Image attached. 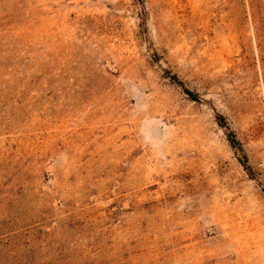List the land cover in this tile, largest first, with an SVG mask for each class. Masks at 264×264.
Wrapping results in <instances>:
<instances>
[{
    "label": "rangeland",
    "instance_id": "rangeland-1",
    "mask_svg": "<svg viewBox=\"0 0 264 264\" xmlns=\"http://www.w3.org/2000/svg\"><path fill=\"white\" fill-rule=\"evenodd\" d=\"M0 264H264V0H0Z\"/></svg>",
    "mask_w": 264,
    "mask_h": 264
},
{
    "label": "trees",
    "instance_id": "trees-1",
    "mask_svg": "<svg viewBox=\"0 0 264 264\" xmlns=\"http://www.w3.org/2000/svg\"><path fill=\"white\" fill-rule=\"evenodd\" d=\"M229 140H230L231 144L235 147L236 146V140L232 137H230Z\"/></svg>",
    "mask_w": 264,
    "mask_h": 264
},
{
    "label": "bare ground",
    "instance_id": "bare-ground-1",
    "mask_svg": "<svg viewBox=\"0 0 264 264\" xmlns=\"http://www.w3.org/2000/svg\"><path fill=\"white\" fill-rule=\"evenodd\" d=\"M219 167V166H218ZM224 170V169H223ZM222 174V173H221ZM220 176V175H219Z\"/></svg>",
    "mask_w": 264,
    "mask_h": 264
}]
</instances>
